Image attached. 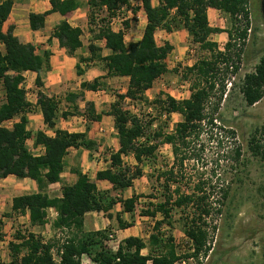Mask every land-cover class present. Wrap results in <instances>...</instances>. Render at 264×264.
Here are the masks:
<instances>
[{"label":"trees","instance_id":"obj_1","mask_svg":"<svg viewBox=\"0 0 264 264\" xmlns=\"http://www.w3.org/2000/svg\"><path fill=\"white\" fill-rule=\"evenodd\" d=\"M132 2H140L146 15V25L142 37L135 43L126 44L121 31L114 32L108 26V19L122 6H129ZM153 6L152 0H86L89 8V22L97 27L96 39L104 41L106 49L111 54L100 58L104 62L107 76L128 78L125 94H117L116 100L110 105L108 115L114 120V128L118 135L119 148L110 155V165L107 169L96 174V180H105L112 185V191L120 192L133 186L136 179L142 177V164L155 159L160 145L171 147L173 164L161 173L163 178L162 200L148 203L142 216L156 218L153 231L147 241L142 238L129 236L123 239L115 251L107 249L105 242L111 235L107 229L98 231L84 230V216L88 212L103 213L111 219V211L116 204H120L121 211L115 219L119 229L132 226L120 217L123 213L132 214L136 208L139 195L123 199L112 196L110 191H99L95 182L91 181L80 171L76 172V181L69 186H63L60 197H49L46 193L37 192L12 198L11 213L0 215L11 218L13 215L28 217L31 227H44L48 224V210L57 213L51 223L53 231H59L65 236L63 239L52 238L47 241L28 229L17 230L13 239L8 242L10 256L9 264H81L86 256L92 264H176L179 259H198L206 255L210 248L207 244V232L204 226L212 214L209 196L202 192V187L194 186L187 191H181L184 181V164L190 159L188 148L190 138L197 134L203 125H210L214 121V113L223 97L226 95L230 78L238 75L244 63V54L249 30L248 9L249 0H158ZM12 0L0 1V83L2 84L3 101L0 103V179L9 175L17 179L28 178L35 181L39 190L49 184L58 183L63 170V158L69 148L84 147L92 149L95 144L86 139L84 133H68L56 130L53 137L42 132L36 135V143L44 146V153L33 156L26 147L29 133L26 131L27 118L25 114L30 104L26 101L25 90L21 87L24 80L23 73L30 71L37 74L35 84L41 86L40 73L47 66L48 54L42 57L35 54L34 49L19 43L13 36V28L3 30V25L11 12ZM51 8L42 14L29 15V27L36 31L44 27L45 17L50 13L62 16L79 8L78 0H50ZM216 9L228 14L233 21L230 30L223 31L209 25L207 10ZM105 11V17L97 19V13ZM173 11V13H172ZM245 19V26L239 29L238 20ZM235 28V29H234ZM185 29L189 40L201 52L207 54L198 58L195 63L186 67L182 78L190 82L189 97L180 101L160 92L152 101H148L144 94L151 89L155 80L169 72L166 59L173 47L165 42L158 45L155 32L164 30ZM226 32L227 41L221 51L211 35ZM81 29L71 27L62 21L53 30L52 36L57 38L60 46L67 48L72 54L81 47ZM235 39L238 44L233 43ZM99 49L93 44L89 51ZM77 74L82 71L77 66ZM191 80V81H190ZM231 85V84H230ZM98 81L81 83V89L97 90ZM239 91L247 106H253L264 97V52L258 58L252 72L245 73L239 85ZM83 100V94H69L66 100L74 103ZM149 104L160 109L163 116L178 113L181 120L176 123L172 133L162 131L149 132L150 124L144 123L140 117L132 114L123 107V102ZM215 99L216 103L210 101ZM36 104L39 106L43 122L50 128L55 125L58 102L39 91ZM212 105V109H208ZM72 115H82L88 121H98L101 114H96L94 104L86 101L84 110L78 111L74 106L72 111L61 113L66 119ZM19 117L11 128L4 126L5 122ZM264 132V127L262 129ZM143 139V141H141ZM254 155L264 160V145H259L256 135L250 140ZM131 155L135 165L123 161L125 156ZM239 156V154H237ZM175 185L173 191L172 186ZM228 192L222 190L218 200L217 214H220ZM154 198V197H149ZM178 208L185 212L184 232L190 242V253L180 255L171 235H166L160 228L166 223L171 226V212ZM182 218V217H180ZM183 220V219H182ZM1 232V229H0ZM2 236L0 235V241ZM146 250L147 254L143 251ZM57 257V259L55 258Z\"/></svg>","mask_w":264,"mask_h":264},{"label":"rangeland","instance_id":"obj_2","mask_svg":"<svg viewBox=\"0 0 264 264\" xmlns=\"http://www.w3.org/2000/svg\"><path fill=\"white\" fill-rule=\"evenodd\" d=\"M248 9L250 11L249 30L241 70L238 75L230 78L226 95L214 113L213 123L203 125L201 130L190 138L188 148L190 159L184 164L182 173L184 181L181 183V191H187L196 185L202 187V192L209 196L208 201L211 204L212 214L204 226L207 232L206 246L210 248V251L206 255H200L198 259H184V264H264V160L252 153L250 143L251 137L256 135L258 144L264 145V132L262 131L264 97L253 106H247L239 91L243 75L253 71L258 58L264 52V20L259 10V0H249ZM214 10L216 12L209 13V25L223 31L230 30L233 24L230 16ZM97 14L96 22L104 18L106 12L100 11ZM245 22V19L240 20L239 17L235 27L242 29ZM156 37L159 42L163 41L161 35L158 34ZM216 43L218 45L221 41ZM233 43L238 44L239 42L235 39ZM224 45L219 50L222 51ZM186 47L180 63L196 61L200 57L207 56L190 40L186 43ZM170 61H168L169 65ZM186 67L190 66L179 64L169 69L164 78L156 83L155 88L165 89L162 93L177 101L189 97L184 82L188 85V89L190 82L182 78ZM154 93L155 91L148 92V97H151L148 101H152L157 96ZM0 96L3 98L1 83ZM2 101L3 99H0V103ZM210 102L216 103L215 99ZM123 107L140 117L144 123L151 125L148 133L158 130L163 133H172L176 123L181 120L178 113L167 115L164 112L161 116L160 109H155L149 104L124 101ZM212 108V105H208L209 110ZM125 163L128 164V162ZM172 164L171 147L166 144L159 146L155 159L146 160L142 164V177L136 179L132 188L128 190L130 195H139L140 198L134 212L126 215L133 226L127 234H124L126 237L135 236L147 241L149 234L153 231L155 221L161 220V215H157L154 219L142 216L141 213L147 208L148 203L162 200L163 178L160 175ZM174 188L175 185L171 190L173 191ZM222 190L227 191L228 196L221 207L220 214H217V203ZM112 194L115 196V193ZM123 195V193L120 194V197ZM190 210L191 208L185 209L183 212L181 209L174 208L171 212V226L165 223L160 228L162 233L171 235L180 255L190 253L191 245L184 232V222H186L184 217ZM110 213L115 219L117 213L115 208ZM98 220L96 228L101 226V218L99 217ZM112 223L113 227L107 228L112 239L108 238L107 243L104 244L107 249L115 251L122 240H118L114 234L116 220ZM0 229L2 236L0 264L10 263L8 242L13 239L17 230L28 229L45 241L55 237L61 240L65 236L59 231H53L51 224L44 227H31L27 224L26 217L21 215L15 219L4 218ZM143 253L147 254V251L144 250ZM55 258L57 259L56 256ZM81 264H92V262L84 257Z\"/></svg>","mask_w":264,"mask_h":264},{"label":"crops","instance_id":"obj_3","mask_svg":"<svg viewBox=\"0 0 264 264\" xmlns=\"http://www.w3.org/2000/svg\"><path fill=\"white\" fill-rule=\"evenodd\" d=\"M78 1L80 6L75 11L65 16L59 13H50L45 17L44 27L33 31L29 27V15L32 13L42 14L48 11L51 8L50 0H12L11 12L3 25V30L6 31L9 26L12 27L13 36L19 43L31 46L35 54L41 57L45 53L48 54L47 66L39 75L41 80L40 87L35 84L36 73L27 71L22 74L24 80L21 87L25 90L26 101L30 104L29 110L25 114L27 118L25 129L29 133V138L25 144L29 153L33 156H39L44 153V146L36 143L38 132L53 137L56 130L68 133H84L86 139L93 142L95 147L92 149L84 147L69 148L63 158V170L60 174V181L49 184L42 190H39L35 181L28 178L17 179L9 175L4 179H0V215L12 212V198L16 196L40 191L51 198L60 197L62 187L72 185L76 181L77 171L85 174L91 181L95 182L99 191H110L112 196V193H115V196H120L117 192L112 191V185L109 182L96 180L95 177L97 172L109 167L110 155L119 148L118 135L113 125L114 120L107 112L110 105L116 100V95L126 93L128 78L106 75L107 71L104 62L100 58L110 55L111 51L105 48L103 40L95 38L97 27L89 22V8L86 0ZM158 3V1L152 0L153 6H157ZM211 11L216 12L214 9L209 8L207 10L208 18ZM136 14L138 16L137 19L131 18L132 15ZM62 21H66L71 27L79 28L82 31L80 36L81 47L77 48L72 54L68 52L67 48L60 46L57 38L52 36L55 27ZM107 22L114 32L121 31L123 33L124 41L128 45L141 39L146 25V15L140 2H132L129 6L120 7ZM158 34L161 35L163 41H158L156 37ZM189 38V34L185 29L172 30L171 32L157 30L155 32V40L158 45L161 46L168 42L173 47L166 59L168 69L179 66V64L192 66L195 63L192 60V62L180 63L183 59L182 55L187 49L186 43L189 42ZM211 39L214 42L221 41V43H218V47L221 49L220 47L227 41V34L226 32L213 34ZM90 44H93L99 50L92 54L89 51ZM169 60H171L170 65L168 64ZM77 66L82 71L81 75L77 74ZM163 78L164 75L155 80L152 88L145 92L144 97L147 100H151V97H148V92L155 91L154 94L158 95L165 90L155 88L156 83ZM94 80L98 81L97 90L81 89V83H92ZM184 84V87L187 88V93L190 94L188 85L186 82ZM39 91L58 102L53 128L44 124L40 108L36 104ZM80 93L83 94V100L78 99L74 103L66 100L67 95ZM86 101L94 104L96 114H101V118L98 121H88L82 115H72L66 119L61 118L62 112L72 111L74 106H77L78 111L82 112ZM124 101L129 102L128 99ZM18 120L19 117H16L11 121L5 122L4 126L11 128L12 124ZM123 161L128 162L129 165H134L131 155L125 156ZM131 188L120 192V194H124L123 199L132 196L128 193ZM115 210L116 212L121 211L120 204H116ZM127 214L123 213L120 217L126 223H130L126 217ZM56 216V211L52 208L49 209L47 215L48 224L46 226H50ZM15 217L17 216L13 215L10 219H15ZM25 217L27 224L30 226L27 215ZM99 217L101 218V226L96 228ZM3 220L4 218H2ZM113 220L116 219H107L103 213L88 212L84 216V230L98 231L107 229L109 226L113 227ZM114 228L116 238L123 240L127 238L124 234H127L133 226L127 229H119L116 221ZM84 257L89 260L86 256H83L81 262Z\"/></svg>","mask_w":264,"mask_h":264},{"label":"built area","instance_id":"obj_4","mask_svg":"<svg viewBox=\"0 0 264 264\" xmlns=\"http://www.w3.org/2000/svg\"><path fill=\"white\" fill-rule=\"evenodd\" d=\"M172 13H173V11H172ZM131 18H135V19H137L138 16H137V14H136V15H132ZM0 99L2 100L3 98L0 96ZM109 238L112 239V236L109 235ZM105 243H107V242H105ZM184 263H185V262H184V259H179V260L176 262V264H184ZM148 264H151V262H148Z\"/></svg>","mask_w":264,"mask_h":264},{"label":"water","instance_id":"obj_5","mask_svg":"<svg viewBox=\"0 0 264 264\" xmlns=\"http://www.w3.org/2000/svg\"><path fill=\"white\" fill-rule=\"evenodd\" d=\"M259 10L261 13V17L264 20V0H259Z\"/></svg>","mask_w":264,"mask_h":264}]
</instances>
